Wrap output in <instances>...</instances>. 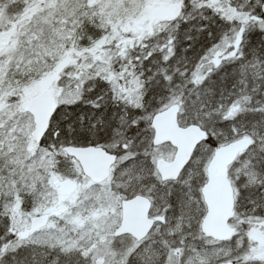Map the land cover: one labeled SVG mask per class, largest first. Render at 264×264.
<instances>
[{
  "label": "snow or ice",
  "instance_id": "snow-or-ice-1",
  "mask_svg": "<svg viewBox=\"0 0 264 264\" xmlns=\"http://www.w3.org/2000/svg\"><path fill=\"white\" fill-rule=\"evenodd\" d=\"M0 264H264V0H0Z\"/></svg>",
  "mask_w": 264,
  "mask_h": 264
}]
</instances>
